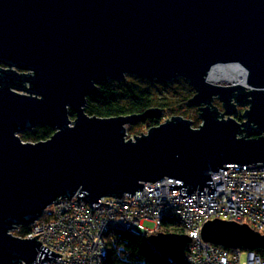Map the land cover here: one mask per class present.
<instances>
[{
  "label": "water",
  "instance_id": "water-1",
  "mask_svg": "<svg viewBox=\"0 0 264 264\" xmlns=\"http://www.w3.org/2000/svg\"><path fill=\"white\" fill-rule=\"evenodd\" d=\"M0 65V264L62 256L39 235L12 234L60 198L77 197L93 213V202L136 195L146 183L182 181L169 189L184 197L214 189L212 175L226 165H264V0H0ZM131 75L184 79L200 127L173 116L126 140L127 125L161 118L162 109L87 114L99 84ZM241 106L249 108L239 122ZM46 126L55 130L46 141L19 135ZM202 235L223 248L264 250V235L247 224L214 219ZM150 237L166 256L191 242Z\"/></svg>",
  "mask_w": 264,
  "mask_h": 264
},
{
  "label": "built area",
  "instance_id": "built-area-1",
  "mask_svg": "<svg viewBox=\"0 0 264 264\" xmlns=\"http://www.w3.org/2000/svg\"><path fill=\"white\" fill-rule=\"evenodd\" d=\"M226 167L212 175L214 189L190 192L184 197L180 188L169 189V184L182 181L165 178L146 183L136 195L103 197L100 203L93 202V213L90 205L77 197L60 198L29 225L25 238L39 235L37 241L62 256L50 262L41 257L30 264H106L112 231H139L148 238L160 232L162 219L169 215L183 222L191 239L183 252L187 264H264L256 251L223 248L203 238L205 223L214 219L247 224L264 235V165L232 163ZM146 221L155 227L145 228Z\"/></svg>",
  "mask_w": 264,
  "mask_h": 264
},
{
  "label": "trees",
  "instance_id": "trees-1",
  "mask_svg": "<svg viewBox=\"0 0 264 264\" xmlns=\"http://www.w3.org/2000/svg\"><path fill=\"white\" fill-rule=\"evenodd\" d=\"M183 81L182 79H179ZM189 88V96L185 98L182 105H186L189 113L198 114V107L190 103V99L195 95L193 88L185 83ZM168 84L151 82L144 78L128 76L126 81H109L99 84L100 90L97 96L88 97L85 107L88 115L111 118L112 116L132 115L143 113L147 110L159 107L162 109L161 117L165 115H175L176 102L174 96L167 90ZM181 104V103H180ZM183 108V106H181ZM190 114V115H192ZM194 116V115H192ZM71 117L74 115L71 113ZM238 116H236L237 118ZM239 122L242 121L239 117ZM150 126L160 125L161 118L148 119ZM55 130L51 127H36L30 133H24L23 141L33 143L46 141ZM43 217V216H42ZM159 233L164 235L186 236V227L177 217L169 215L161 221ZM30 227L19 226L17 236L25 238L29 234ZM158 233V234H159ZM108 255L106 264H187L183 253L180 255L166 256L158 252L153 246L151 237H143L131 231H112L108 236ZM264 259V250H255Z\"/></svg>",
  "mask_w": 264,
  "mask_h": 264
},
{
  "label": "rangeland",
  "instance_id": "rangeland-1",
  "mask_svg": "<svg viewBox=\"0 0 264 264\" xmlns=\"http://www.w3.org/2000/svg\"><path fill=\"white\" fill-rule=\"evenodd\" d=\"M0 66H2V65H0ZM127 79H128V77H127ZM179 79H182V78H177V79H174V81H172V82L164 83V84H168L169 85V86H167V90H169L170 94L174 96V100L175 99L177 100L176 102H178V103L175 104L176 105L175 111L177 110V111H179V113H176L175 115H172V116L165 115L164 117H161V120H162L161 124L165 123V121H167L166 119L171 120L173 116L174 117L181 116V117H183L186 120L188 119V120L192 121L191 126L193 128H195V129H198L200 127L201 123H202V120L200 119L198 114L189 113L188 110H190V109L186 105H182L184 103L185 98H187L190 94H189V88L187 87V85H185V83H187V82L184 81V79H182L183 81H180ZM153 82H156V81H153ZM159 84H161V83H159ZM26 87H29V85L26 84ZM23 92L27 93L26 91H23ZM213 104H214V106L217 107V109H218V111L220 113H224V108H223L222 104H220V102H213ZM181 106H183V108ZM248 108L249 107H242L241 106L236 111L237 116L240 119H242V121L245 120V118L243 117V113L245 112L246 109L248 110ZM190 114H192L194 116H192ZM223 118H227V117L223 115ZM71 120L74 121V118L71 117ZM155 126H150V122L149 121H145L144 123H136V124H133L132 126L131 125H127L126 126L127 132H126L125 139L128 140V139L131 138V140H133L134 135L135 136H141L142 135L141 133H143V134L144 133H148L149 129H151L152 127H155ZM25 132L26 133H28V132L30 133L31 131H25ZM23 134L24 133H20L19 134L22 140H23V138H22ZM26 142H30V141H26ZM31 143H33V142H31ZM143 226L145 228H147V229L148 228L149 229H153L155 227L154 223L151 222V221L144 222ZM12 234L17 236L16 235L17 231L16 230L12 231Z\"/></svg>",
  "mask_w": 264,
  "mask_h": 264
},
{
  "label": "flooded vegetation",
  "instance_id": "flooded-vegetation-1",
  "mask_svg": "<svg viewBox=\"0 0 264 264\" xmlns=\"http://www.w3.org/2000/svg\"><path fill=\"white\" fill-rule=\"evenodd\" d=\"M214 102H218L217 100H214Z\"/></svg>",
  "mask_w": 264,
  "mask_h": 264
}]
</instances>
